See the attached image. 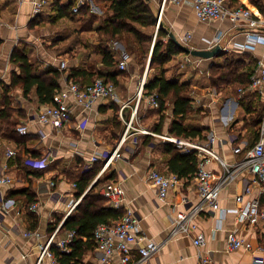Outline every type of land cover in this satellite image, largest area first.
<instances>
[{
	"label": "crops",
	"instance_id": "1",
	"mask_svg": "<svg viewBox=\"0 0 264 264\" xmlns=\"http://www.w3.org/2000/svg\"><path fill=\"white\" fill-rule=\"evenodd\" d=\"M150 1L159 16L164 7L160 22L183 45L199 50L221 47L220 54L211 60L194 58L183 52L174 55L165 66V74L168 81L188 86L186 96L192 103L184 121L186 129H200L201 135L195 138L203 142L215 135V151L228 165H238L244 159L245 146L258 138L264 123V87L254 90L235 83L217 89L211 86L206 74H210L215 59L232 54L241 62L239 73L257 71L264 63V45H250L248 36H264V28L251 30L244 25L234 26L228 20L202 22L191 0L182 5L172 0ZM225 1L231 7L249 8L256 15H264V0ZM82 2L89 5L97 17L93 24L84 20L82 13L72 12L73 7ZM37 3H40L38 11ZM105 5L109 9L110 2ZM104 6L94 0H0V110L12 111L10 121L15 123L18 136V141H14L5 135L8 125L0 118V173L13 180L11 185L0 186V264H52L49 258L39 261L41 246H45L57 229L76 213V209L70 213V207L78 201L80 204L86 194L77 197L76 182L84 175L91 179L86 192L100 178L104 181L100 193L113 184L122 187L125 192L123 210L135 213L145 243L151 241L159 245V250L144 264H196L200 251L209 255L214 264L264 261V220L256 224L239 222L233 211L254 200H260V209H264V196L258 186L245 197L243 204L237 203L243 185L251 178L248 170L239 172L221 191L222 211L206 208L193 218L190 235L174 232L177 214L190 212L197 202L195 179H180L177 188L161 200L157 188L147 180V174L151 169L170 173L167 144L156 136L141 133L121 144L125 132L120 117L123 105L126 107L122 115L130 120L143 76L147 72L148 81L156 74L142 65L140 56L130 55L128 70L117 76L115 86L119 103L101 100L91 110H85L69 97L67 105L71 117L61 130L38 121L37 116L45 104L39 101L35 91L25 95L21 85L12 86L13 73H20L12 62L17 49L26 50L31 61L38 65V74L48 67L58 69L63 76L61 89L68 83L71 72L89 71L92 75L84 82L93 81L100 73L104 78L110 77L113 69L105 67L101 47H112L120 57L128 45L134 44L130 38L123 42L109 41L103 34L105 21L112 16L111 11L105 12ZM61 8L67 10L64 17L60 16ZM187 57L196 60L195 64L187 63L195 65L191 73L178 67V62ZM173 107V102L168 101V109L161 111L148 107L144 100L135 126L154 134L174 136L171 127L180 118L175 117ZM20 126H27L26 135L18 132ZM237 147L242 149L240 153L234 152ZM12 149L17 155L9 158L7 153ZM115 151L116 158L103 171L106 157ZM95 157L98 161L93 162ZM96 167H100L98 173L91 175L89 172ZM208 167L217 179L225 172L218 162ZM31 197L35 200L32 204L28 201ZM185 198L191 203L184 204ZM234 231L248 244V249L227 250L228 236ZM34 233H39L40 237ZM66 234L58 232L55 244ZM199 235L205 239L201 247L194 243ZM132 250L137 260V247L132 246ZM83 264L122 263L119 254L103 263L95 250L84 256Z\"/></svg>",
	"mask_w": 264,
	"mask_h": 264
},
{
	"label": "built area",
	"instance_id": "2",
	"mask_svg": "<svg viewBox=\"0 0 264 264\" xmlns=\"http://www.w3.org/2000/svg\"><path fill=\"white\" fill-rule=\"evenodd\" d=\"M23 1V0H18ZM188 0H172L176 5H182ZM193 8L195 10L197 18L202 22L211 21H230L234 26L244 25L251 30L264 28V15H256L251 9L244 7H231L225 0H191ZM77 5L74 8V12H78L81 6ZM40 3L36 4V11L39 10ZM164 7L161 9V13L158 19V25H160L161 14ZM248 41L250 45L262 44L264 45V36L249 34ZM249 46V45H248ZM120 63L118 69L122 72L128 70V64L131 59L129 53L125 50L120 54ZM187 63L195 64L196 60L191 57L186 58ZM198 63V61H197ZM147 72L143 76L139 90L136 94V106L132 111L130 120L123 117L122 112L126 107L123 105L120 112L121 120L125 125V132L121 139V144L130 140V138L137 133L144 135H152L163 140L164 142L172 143L176 145L181 151L197 152L199 159L198 171L194 177L196 181L197 202L190 212H181L177 214L174 219V232L190 235L191 222L193 218L199 213L209 208L213 211H222L220 207L221 191L229 185L239 172L248 170L251 178L245 182L242 187L240 195L237 197V203L243 204L246 196H250L254 187L258 186L261 189V195L264 196V123L260 127L259 139L257 143L251 148L247 149L244 153V159L236 166H230L224 162L221 156L215 151L214 146L217 140L215 135H210L206 141H200L199 139H186L179 138L170 135H158L154 134L142 127L135 126V123L139 122V107L145 100L148 107L158 108L159 100L156 92L151 94L145 93V86L147 84ZM264 87V63H261L251 78L249 88L254 90H261ZM72 97L74 102L83 107L85 110H91L97 101H112L119 103L120 99L117 94L116 86L114 83L105 82L101 78H97L92 85L82 86L79 83L69 81L65 87L61 89L55 98V105H45L41 108L40 113L37 116L38 121L41 124H49L54 129L61 130L65 124L70 120L71 111L67 105V99ZM18 132L26 135L28 133L27 126H20ZM248 145L245 147L247 148ZM245 148V149H246ZM244 149V151H245ZM241 148L234 149L235 153H240ZM17 151L9 150L7 156L9 158L15 157ZM117 151H115L110 158L106 157V163L103 167L105 171L116 158ZM98 161V158H93V162ZM212 162H218L225 169L222 177L215 178L213 172H211L208 166ZM147 180L157 188L158 196L161 200H165L170 191L176 189L179 185L180 179L174 174H164L156 169H151L147 174ZM13 180L0 173V186L11 185ZM102 195L108 199L109 205L114 209H121L123 207V200L125 192L120 185L113 184L102 190ZM183 203H191L188 198L183 199ZM79 201L74 203L70 207V213H72L78 206ZM260 200L248 201L244 207H239L233 210L237 215L239 222L249 221L252 224H256L260 220H264V209H260ZM36 209V206H33ZM225 213V211H223ZM61 226L57 229L55 234L50 238L45 246H41L39 261L42 262L45 258H49L52 264H60L51 251V246L55 244L54 240ZM37 237H40L39 233H34ZM28 235H32L29 233ZM75 232H69L66 236L57 242L55 245L62 251L68 252L69 247L75 239ZM95 239L97 243L96 251L99 252L103 263H107L115 254L120 255L122 264H144L159 250V245L148 241L145 243V238L141 234V227L138 218L135 213L126 209L121 219L112 222L101 224L95 231ZM195 245L201 247L205 244L203 235L197 236L194 240ZM132 246L137 247V260H134V253ZM248 249V244L238 237L237 232H232L228 236L227 250L237 251L239 249ZM257 264L263 263L261 259H256ZM196 264H214L211 257L203 252L198 253V260Z\"/></svg>",
	"mask_w": 264,
	"mask_h": 264
},
{
	"label": "trees",
	"instance_id": "3",
	"mask_svg": "<svg viewBox=\"0 0 264 264\" xmlns=\"http://www.w3.org/2000/svg\"><path fill=\"white\" fill-rule=\"evenodd\" d=\"M97 4L110 2L109 11L112 16L105 21L103 34L109 41H125V38L133 40V46H127V53L140 56V58L150 56V68L157 70L155 76L148 80L145 86V93L158 94L159 107L161 111L168 109V101L174 104L173 111L175 117L180 118L179 122L172 124L171 132L175 137L196 139L201 135L200 129H186L184 121L191 110L192 100L186 96L188 86L176 82L168 81L165 74V66L171 61L174 55L183 51L170 38V31L160 22L157 32L159 13L154 10L151 1L148 0H94ZM74 8L72 12H74ZM60 16L64 17L67 10L59 9ZM85 16L89 24H93L97 17L91 12L89 5H83L78 12ZM90 26V25H89ZM90 28V27H87ZM156 32V38L154 34ZM2 41L0 40V46ZM112 47H101L102 61L106 68L113 69V73L108 78H104L100 73L93 81L84 82L92 74L89 71L71 72L68 82L73 80L82 86H89L94 83L97 78L103 79L105 82H116L117 76L122 71L118 69L120 57H117ZM151 50V51H150ZM12 62L18 66L20 73H13L12 86H22L25 95H29L35 91L39 101L45 105H55V98L61 90L62 73L55 68L48 67L45 71L38 74V65L31 61L25 49H17L12 56ZM241 62L236 55H229L223 58L215 59L210 68L212 74L211 83L217 89L229 86L231 84H239L248 87L254 73H239ZM81 79V80H79ZM83 79V80H82ZM7 99V98H6ZM9 99V98H8ZM12 111L7 109L0 110V118L7 122V130L5 135L10 139L18 141L15 131V123L10 121ZM202 139V138H201ZM259 139L249 142L247 149L254 146ZM167 152L170 155L168 160V168L170 173L177 175L179 179H192L198 171L199 159L197 152L181 151L176 145L165 142ZM100 167H96L89 173L97 174ZM114 177L112 176V179ZM103 179H99L87 192L91 185L89 175H84L77 180V197H84L80 204L76 207V213L70 216L60 228L59 233H69L74 231L76 236L70 245V252H62L55 244L51 246L60 264H83L84 256L95 251L97 243L95 239V231L101 224L112 223L122 218L125 211L123 208L114 209L109 205L108 199L100 192V186ZM26 191L25 193H27ZM30 204L34 203V198L28 199Z\"/></svg>",
	"mask_w": 264,
	"mask_h": 264
},
{
	"label": "water",
	"instance_id": "4",
	"mask_svg": "<svg viewBox=\"0 0 264 264\" xmlns=\"http://www.w3.org/2000/svg\"><path fill=\"white\" fill-rule=\"evenodd\" d=\"M150 1V0H148ZM170 38L177 44V46L183 51V53H186L194 58H199V59H203V60H211L214 57H216L217 55L220 54L221 52V47L219 45L214 46L212 48L209 49H193L187 45H183L182 43H180L175 35L173 33H169ZM112 155H108V158H110Z\"/></svg>",
	"mask_w": 264,
	"mask_h": 264
},
{
	"label": "rangeland",
	"instance_id": "5",
	"mask_svg": "<svg viewBox=\"0 0 264 264\" xmlns=\"http://www.w3.org/2000/svg\"><path fill=\"white\" fill-rule=\"evenodd\" d=\"M99 5L104 6V3H101V4H99ZM107 7H108V6H106V5L104 6L105 12H106V11H109ZM84 20L87 21V19H84ZM158 26H159V25H157V27H156V32H157ZM156 32H155V34H154V39L156 38V37H155V36H156ZM149 57H150V55H149ZM140 62L142 63V65H144V66L147 65L148 68L150 67V63H149V60H147V57L142 58V61H140ZM148 63H149V65H148ZM190 64H191V63H190ZM178 67L181 68V69H184V70H188V71L191 73V72H193V69L195 68V65H189V64H187L186 60L183 59L182 61L178 62ZM210 68H211V67H210ZM150 71H151L152 73H157V70H155L154 68H150ZM209 71H210V69H209ZM206 76H207L208 79H209V78L211 79V77H212L211 72H210L209 75L206 74ZM209 83L211 84V86H213L212 83H211V81H210ZM213 87H214V86H213ZM214 88H216V87H214Z\"/></svg>",
	"mask_w": 264,
	"mask_h": 264
}]
</instances>
